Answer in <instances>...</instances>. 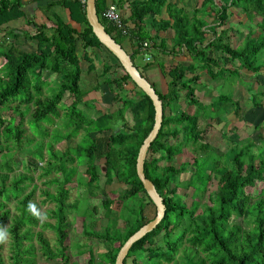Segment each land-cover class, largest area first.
<instances>
[{"label": "trees", "instance_id": "obj_1", "mask_svg": "<svg viewBox=\"0 0 264 264\" xmlns=\"http://www.w3.org/2000/svg\"><path fill=\"white\" fill-rule=\"evenodd\" d=\"M112 4L119 10H124L128 4L130 15L127 18L119 12L124 23L131 28L128 36L122 35L112 22L104 18V12ZM56 5L68 11L67 19L56 13L51 16L46 13L50 25L27 21L26 24L34 31L23 32L9 27L14 21L26 19L22 0H0V34L4 35V46L0 49V58L3 59L0 67V154L4 160L0 164V227L10 233L11 252L6 263L1 254L6 243L0 244V264H37L35 240L41 255L47 260L69 264L67 239L72 226L67 202L71 193L68 187L55 194L44 192L47 197L45 203L55 205L48 215L55 219V223H42V229L51 228L56 233L59 249L55 250L43 231H35L41 219L28 209L31 202L39 210L34 201L38 187L33 185L32 191L26 194L34 181L29 174L36 172L39 165L31 162V153H22L34 144V139L27 138L25 125L29 120L30 130L38 131L37 125L44 124L49 117L58 115L55 118H60L58 107L65 99L70 100L72 109L82 114L78 107L85 102L87 92L80 85L84 72L82 58L78 54L79 44L84 49L83 60L88 62L89 74L97 69L90 51L95 54L109 51L93 33L86 6L76 0H51L46 8ZM96 8L106 31L123 48L127 43L132 46V53L126 51L131 54L137 68L135 58L144 53L142 44L145 42L151 45L148 52L152 49L180 58L175 68L164 70L170 80L168 93L157 91L163 102L164 120L145 162L146 177L164 199L166 216L154 231L133 245L124 264H128V259H132V264H264V151H256L257 144L249 137L234 143L227 153L214 151L204 138L202 122L229 114L231 109H226L225 105L230 101L234 115L240 119V101L221 94L211 105L203 106L197 96V86L203 73L217 81L228 73L238 75L240 70L252 72L254 76L262 71L264 63H257V57L264 49V0H203L192 13L182 2L172 0H97ZM232 9L246 15L251 22L257 18L260 20L258 28L261 33H248L241 46L232 44L230 28H227L230 16L234 14ZM22 38L34 42L35 50L24 51L13 43ZM215 54H221V57ZM113 58L117 64L103 61L99 72L102 79L96 80L92 89L99 91L102 86L109 87L114 100L120 101L122 107L90 119L87 125L77 124L75 132L68 137L72 140L80 130H93L95 126L99 134L110 131L109 121L115 118L121 120L118 122L123 127V130L111 133L106 141V150L100 151L101 142L95 138L83 149L84 158L88 159L85 174L89 186L101 180L102 167L98 163L103 161L105 185L118 181L128 187L117 200L108 196L100 198L107 212L104 218L108 221L107 226L103 233H84L106 241L107 248L98 257L90 248L87 264H96L97 258L101 264H116L118 253L127 240L156 217L148 220L143 211L134 223L133 219L125 221V234L117 230L118 215L114 207L141 196L143 207L150 204L156 208L136 168L140 148L155 124V108L151 98ZM221 63L225 66L219 68ZM231 63L236 67L234 70L228 68ZM150 65L148 63L145 67ZM128 85H133L134 94L131 97L120 96L119 92ZM250 92L254 105L260 107L259 96L253 89ZM183 94L188 106L194 107L196 113L182 111L168 115V108L179 104ZM201 110L209 114L201 117ZM4 112L11 115L4 116ZM128 112L133 119L131 126L126 119ZM103 120L107 121L106 125H103ZM260 127L254 125L253 129L259 130ZM62 140L58 138L55 143ZM185 148L194 152V162L177 164V157ZM13 154L17 158L24 157L27 175H20L9 183L10 174L20 167L19 162L15 166ZM72 179L66 181L67 185ZM58 182L56 178L47 184L49 187L58 186ZM12 201H17L18 213L15 215L9 208ZM113 214L117 216L112 220Z\"/></svg>", "mask_w": 264, "mask_h": 264}, {"label": "rangeland", "instance_id": "obj_2", "mask_svg": "<svg viewBox=\"0 0 264 264\" xmlns=\"http://www.w3.org/2000/svg\"><path fill=\"white\" fill-rule=\"evenodd\" d=\"M172 1H175L177 3L182 2L185 5L186 10L189 13H192L196 7L201 6L203 0ZM58 10L59 7H57L56 11ZM232 11L234 14L230 16L227 28H230L229 34L232 39L231 42L234 46L243 45V43L245 42V36L248 33H252L254 35H258L261 33V29L258 28V23L260 21L258 18L251 22L246 15L237 12L235 9H232ZM60 13H62L66 18L67 12L61 11ZM44 15L47 16L46 13ZM63 16L62 18H64ZM41 19H43V17ZM14 23L16 24H14V27H12V29L17 28L22 30L23 32L34 31V29H32V26L26 24L25 19H23V22ZM73 25L77 29H80L79 25L75 23H73ZM2 40H4V35L0 34V49L4 46L2 44ZM9 42H11V40ZM13 43H16L18 47L24 51L35 50V43L25 38H22L18 41H13ZM170 47L171 44H169L168 48L170 49ZM124 48L128 52H131V49L127 46V44L124 45ZM102 52L105 54L102 55L100 54V52H97V54H95L94 51H90L91 58H93V60L95 61L97 69L95 70V72L89 74L87 72L88 62L86 60H83L84 49L80 44L78 47V54L82 58V68L84 72V76H82L80 85L82 90L87 92L85 102L78 107L82 110V114L81 112H79V110L76 111V109H72L70 107V100L65 99L64 102L61 103L58 107V110L61 114L60 118H55L58 115L49 117L48 119H46V122L44 124L37 125L38 131L35 129L33 131L30 130V128L28 127L29 120L25 125V128L27 130V138L29 137L31 139H34V144L31 148H26L24 151H22V153H31V162L33 164L39 165V169L36 172L29 174L34 177V181L30 185L26 194L32 191L33 185L38 187L36 195L34 197V201L39 206V211L41 212V214L47 216V219L43 220V222L41 221L39 226L35 228L36 232L43 231L42 223H55V219H53L52 217H48V215L51 214L50 211L55 208V205L48 202L45 203L47 197L45 196L44 192L49 191L50 193L55 194L57 191L62 190L63 187H68L71 193L70 199L67 202L69 206V221L72 226L69 229V235L67 239V243L70 245V249L67 252L69 264H87L90 258V251H93L97 257L99 254L106 251V241H99L96 238L88 237L84 233V231H97L99 233H103L108 221L104 219L107 212L103 208L100 198H105V196H108L109 198L117 200L119 198V195L122 194L126 189H128L127 186L119 183L118 181H114L110 185H105V170L103 169L104 167L101 168V180L93 186L88 185V177L85 174L88 166V159L86 157L84 158L85 151H83V149L87 148L92 143V138L96 136V133H100L96 131V126L93 130H80L77 137L73 138L72 140H68V137L73 132H75L77 124L82 122L87 125L90 119H92L87 116L88 112L84 111V109H86V106L88 108L94 109V105L91 103L92 101H94L95 103L98 102L100 104V94H97V92L93 91L92 86L95 85L96 80L100 81L102 79L99 72L103 68V61L107 63H111L112 61L114 65L117 64L116 60L113 58L114 56L112 57V55H110V53L105 50H103ZM150 52L152 53V56L154 58L150 62L151 65L147 68H144L147 63L144 62L143 55H139L135 58L136 65L145 76H148L147 73L149 71L155 72L157 69H160L162 72L164 70L167 72L170 69L175 68L179 63L178 60L180 58H175L173 56L167 57L164 56L163 53L160 54L158 51L152 49L150 50ZM215 56L221 57V54H215ZM162 58H164V61L162 60ZM257 58V63H264V49L262 50L260 56H258ZM2 63L3 59L0 58V67ZM224 66V63H221L219 68ZM228 67L232 69L236 68L233 65H229ZM49 76L50 74H47V77ZM203 77L206 82L204 85L202 84L197 87V96L204 104H210L212 101H215L221 94L227 95L232 99L234 98V100L238 98V100L240 101V114L242 115L240 119H238L234 115V107L232 106L230 101L229 104L225 105L226 109H231L229 114L224 116L222 115V117L214 116L213 119L205 120L204 122H202L201 128L205 132L204 138L206 142H208L213 147L214 151L221 154L229 152V150L234 147L237 142L243 139L246 140V138L249 137L254 143L257 144V146H255L254 148L256 151H264V68L257 76H254L252 72H249L247 70H240V74L238 75L236 73H228V75H226L224 78L220 77L215 83L212 79L208 78L206 74H203ZM167 78L169 79V77ZM153 84L157 87L158 90L161 91L160 85H158L154 80ZM54 88L56 87L54 86ZM251 89H253L256 95L259 96L258 102L261 103L260 107L254 105L252 101L253 95L250 92ZM133 92V85H128L126 86L125 90H122V92H119V94L122 97H131L132 94H134ZM184 98L185 97L183 94V100L181 99L182 101H180L179 104L172 105L175 112L182 113V111L185 109H193L189 107L188 104H186V100H184ZM113 102L112 106H115V108H112L113 111H117L120 107H122L120 101ZM84 105L86 106L84 107ZM193 111H195V108L191 112ZM195 113L196 111L194 112V114ZM3 114H5L4 116L7 117L11 115V113L9 112H4ZM201 114V117H205L209 114V112L205 110L203 112V110H201ZM126 119L128 124L131 126L133 123V119L130 112L127 113ZM118 121L121 120H116L115 118L109 121V128L113 129L119 125L118 129L123 130L122 123ZM106 122L107 121L103 120V125H106ZM71 123L72 125L69 126L68 124ZM254 125H261V127L259 128V130H254ZM232 133L236 134L232 135ZM88 134H90V137L88 136ZM107 136L108 135L101 138V146L99 148L100 151L106 150L107 138L105 137ZM98 137H102V135L99 134ZM58 138H62L63 140L55 143V140ZM174 142L175 141H173V143ZM68 151L69 153L65 154ZM2 155L3 154H0V164L4 162ZM12 156L14 157L13 161L15 163V166H17L19 162L20 167L15 168L14 171L10 174L9 183H11L15 178H18L20 175H27V172L25 170L26 160L22 159L24 157L20 156L17 158L15 154H13ZM194 158L195 155L194 152L192 153L191 148H185L183 154L177 157L176 162L177 164L183 162L193 163ZM98 165L100 167L104 165L103 161H100ZM54 169L55 171H53ZM49 172H51V174L46 175ZM56 178L59 180L58 186L49 187L47 183ZM70 179H72V181L67 185L66 181ZM212 188L215 189L216 187ZM186 200H188V198ZM16 207L17 201H12L11 204H9V208L11 209L13 215L18 213ZM114 210H116V213L118 215L117 230L118 232H123V234H125V221L133 219L132 221L134 223L139 214L141 215L143 211L145 218L148 220L153 219L156 216V208L153 205L147 204L146 207H143L141 196H138L131 200H127L126 202L121 204L120 207H114ZM117 215L113 214L112 220ZM93 222L96 225H94ZM6 228H8V226ZM43 234L49 240L51 247L55 250H58L59 246L57 244V236L53 229H46L43 231ZM34 244L37 251V264H59L55 260H47L41 255L39 251L40 246L37 240L34 241ZM1 254L6 263H8L11 256L9 241L5 244V247ZM96 264H101L99 258H97ZM128 264H132V259H128Z\"/></svg>", "mask_w": 264, "mask_h": 264}, {"label": "water", "instance_id": "obj_3", "mask_svg": "<svg viewBox=\"0 0 264 264\" xmlns=\"http://www.w3.org/2000/svg\"><path fill=\"white\" fill-rule=\"evenodd\" d=\"M97 0H87L86 15L93 33L99 41L106 47V49L119 61L125 72L131 77L132 81L151 98L155 108V124L149 136L143 142L137 159V175L144 185V188L155 204L157 215L154 220L143 226L139 231L132 235L118 253L116 264H124L131 248L135 243L143 239L147 234L154 231L158 225L164 220L166 216V206L164 199L157 191L154 183L146 177L145 162L148 151L152 143L157 139L162 128L164 120V108L156 89L153 85L142 75L141 71L135 66L131 54L120 45L105 29L101 23L96 8ZM104 167V166H103ZM102 167V168H103ZM106 171V168H103Z\"/></svg>", "mask_w": 264, "mask_h": 264}, {"label": "crops", "instance_id": "obj_4", "mask_svg": "<svg viewBox=\"0 0 264 264\" xmlns=\"http://www.w3.org/2000/svg\"><path fill=\"white\" fill-rule=\"evenodd\" d=\"M51 2V0H42V1H35V0H22V10L23 11H25V13H26V22L27 21H35L37 24H39V25H42V24H46V25H50L49 23H50V20L48 19V16H45L44 14L45 13H48L49 14V16H51L53 13H56L57 15H60L61 17L63 16V14L62 13H60L61 11H65V12H67L66 13V18L64 17V19H67V17H68V11L66 10V9H64L63 7H61V6H53L52 8H46L48 5H49V3ZM57 7H59V10L58 11H56V9H57ZM119 12H122V14H123V16L124 17H128L129 15H130V13H129V10H128V4L126 5V7H125V9L124 10H119ZM43 17V19H41ZM14 22H23V19H21V20H18V21H14ZM14 22H12V23H10L9 24V27L12 29V27H14V24H16V23H14ZM15 29H17V28H15ZM127 46L131 49V53H132V51H133V49H132V46L129 44V43H127ZM100 54H105V53H103L102 51L100 52ZM151 56H152V53L150 52L149 53ZM160 54H162V53H160ZM164 55V54H163ZM164 56H167L168 57V55H164ZM139 58H142V57H139ZM153 56H152V60H153ZM164 58H162V60H163ZM167 60V59H166ZM164 61V60H163ZM182 61H184V62H186V59H182ZM110 64H114L112 61H111V63ZM148 64V63H147ZM146 64V65H147ZM150 64V63H149ZM229 65H231L232 66V64H229ZM228 65V66H229ZM234 66V65H233ZM144 68H147V67H145L144 66ZM229 68V67H228ZM229 69H232V68H229ZM235 69V68H234ZM234 69H232V70H234ZM148 74V76H145L144 74V76L146 77V79L153 85V87L156 89V91H158V92H160V93H162V94H167L168 93V89H169V79L167 78L168 77V75H166L167 73H165L164 71L162 72L160 69H157L155 72H148L147 73ZM204 74V73H203ZM203 74H202V79H201V81H200V84L199 85H204L205 84V80H204V77H203ZM83 76H84V73H83ZM190 77V76H189ZM153 80L158 84V85H160V87H161V91L160 90H158L157 89V87L153 84ZM214 81V80H213ZM216 81H214V83H215ZM198 85V86H199ZM197 86V87H198ZM95 92H97V94L99 93L100 94V96H99V102H100V104L97 102V103H95L94 101H92L91 103L94 105V109H91V108H88L86 105H84V107L86 106V109H84V111L85 112H88V115L87 116H89L90 118H92V120H94V119H97L98 117H100L101 115H102V111H103V114L104 113H113V112H115V111H113L112 110V108H115V106H112V104L114 103L113 101H115L114 100V95H113V93H112V91L109 89V87H107V86H102V88H101V90L100 91H95ZM113 96V97H112ZM126 97V96H125ZM86 100V99H85ZM183 100V99H182ZM181 100V101H182ZM185 100V99H184ZM113 102V103H112ZM211 102V101H210ZM213 102V101H212ZM211 102V103H212ZM200 103L203 105V106H209V105H211V103L209 104H204L201 100H200ZM89 104V103H88ZM187 104V103H186ZM190 107V106H189ZM121 108V107H120ZM119 108V109H120ZM191 108H193L194 109V107H191ZM193 109H191V110H183V111H185V112H188V113H191V114H194V112L195 111H193V112H191ZM168 110H169V113H168ZM168 110H167V113H168V115H175V113H177V112H175L174 111V109H173V106H170L169 108H168ZM105 111V112H104ZM173 111H174V113H173ZM101 113V114H100ZM177 114H179V113H177ZM119 126V125H118ZM118 126H116L115 128H113L112 130H110V131H106V132H104V133H102L101 135H102V137H98V133H96V136L94 137L95 139H97L98 141H101V138H103L104 136H106V135H108L107 137H105V138H109V136L111 135V133L113 132V131H118V130H120V129H118L119 127ZM100 146H101V144H100ZM100 146H99V148H100ZM101 167H103V166H101Z\"/></svg>", "mask_w": 264, "mask_h": 264}, {"label": "built area", "instance_id": "obj_5", "mask_svg": "<svg viewBox=\"0 0 264 264\" xmlns=\"http://www.w3.org/2000/svg\"><path fill=\"white\" fill-rule=\"evenodd\" d=\"M81 5L86 6L87 0H76ZM104 18L114 24V26L119 30L122 35L128 36L130 34L131 28L124 23L123 19L120 16L119 9L115 4H112L108 7V9L103 14ZM150 44L148 42H145L142 44V49L144 50V53L142 54L143 60L146 63H150L152 61V56L149 54L147 50L150 48Z\"/></svg>", "mask_w": 264, "mask_h": 264}, {"label": "clouds", "instance_id": "obj_6", "mask_svg": "<svg viewBox=\"0 0 264 264\" xmlns=\"http://www.w3.org/2000/svg\"><path fill=\"white\" fill-rule=\"evenodd\" d=\"M28 209L31 213H33L38 219L43 220L47 219L46 215H42L41 212L37 209L36 205L34 203H29ZM10 239V233L7 231V229L0 227V244H5Z\"/></svg>", "mask_w": 264, "mask_h": 264}]
</instances>
